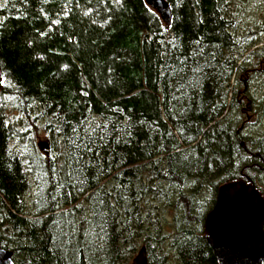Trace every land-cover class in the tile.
Wrapping results in <instances>:
<instances>
[{
  "label": "trees",
  "instance_id": "16d2710c",
  "mask_svg": "<svg viewBox=\"0 0 264 264\" xmlns=\"http://www.w3.org/2000/svg\"><path fill=\"white\" fill-rule=\"evenodd\" d=\"M165 1L168 25L145 0H0L7 94L37 109L58 154L37 212L25 210L31 173L0 109V246L15 264H128L141 235L161 264L163 233L139 222L151 196L187 203L173 260L218 264L203 235L217 188L243 179L264 197V134L243 144L226 115L236 66L226 2Z\"/></svg>",
  "mask_w": 264,
  "mask_h": 264
},
{
  "label": "rangeland",
  "instance_id": "374dc122",
  "mask_svg": "<svg viewBox=\"0 0 264 264\" xmlns=\"http://www.w3.org/2000/svg\"><path fill=\"white\" fill-rule=\"evenodd\" d=\"M224 1L236 42L233 52L236 66L230 77L231 87L228 99L230 97L231 100H228L226 115L229 120L233 119L232 124L237 127V132H240L242 136L240 141L244 144L246 137L250 136L249 138H251L257 134H264V52L261 50L264 49V0ZM9 88V84L1 79L0 109L8 117L9 123L19 130L18 136L10 146L21 155L28 172L31 173V192L25 197L28 201L25 210L30 209L34 213L37 210L35 206H32V203L36 201L38 193L45 190L44 170L53 168L49 165L57 161L58 154L55 151L52 136L45 129L46 120L38 116L35 107L19 103L11 94H7L10 91ZM39 142L44 143L43 147L47 146V153L40 149ZM163 186L165 187V185ZM184 195L187 198L189 193L186 192ZM210 195L206 207L202 210L203 213L212 205ZM153 197L142 202L141 206L145 210L144 214L139 217L142 220L139 222L144 226L143 232L149 230L150 235L154 233L156 236L163 233L164 236L160 240H165L164 251L163 247H160L161 250L153 248V255L163 259L161 264H178L173 260L176 257L172 250L171 237L172 234H177L180 225L183 227V223L186 224L189 220V217L184 214L187 211V203L181 201L179 197L172 200L175 203H171L165 197L163 199H154ZM176 203L181 204L180 208H177ZM158 227H160V231L156 229ZM142 230H138V232L141 234ZM144 239L145 236L141 235L129 242V254L134 251L135 253L128 264H132L133 258L142 247L145 248L148 259L149 251H147ZM135 245L136 248L133 247ZM147 261L149 262V260ZM155 261L154 264H160L161 260L155 259ZM149 264L151 263L149 262Z\"/></svg>",
  "mask_w": 264,
  "mask_h": 264
},
{
  "label": "water",
  "instance_id": "95a60500",
  "mask_svg": "<svg viewBox=\"0 0 264 264\" xmlns=\"http://www.w3.org/2000/svg\"><path fill=\"white\" fill-rule=\"evenodd\" d=\"M145 1L166 25L170 23V9L165 0ZM43 144L39 142V147L47 153ZM203 232L218 264H264L263 195L253 183L243 179L221 184L215 204L206 214ZM0 264H14L12 252L1 246ZM132 264H148L144 247Z\"/></svg>",
  "mask_w": 264,
  "mask_h": 264
}]
</instances>
